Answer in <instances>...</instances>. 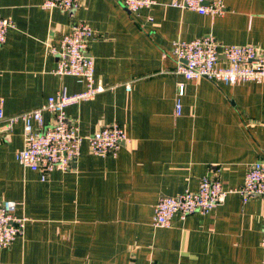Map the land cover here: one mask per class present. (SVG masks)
Listing matches in <instances>:
<instances>
[{
    "label": "crops",
    "instance_id": "1",
    "mask_svg": "<svg viewBox=\"0 0 264 264\" xmlns=\"http://www.w3.org/2000/svg\"><path fill=\"white\" fill-rule=\"evenodd\" d=\"M44 1L0 0V16L14 23L0 47L4 116L84 89L82 78L53 73V51L76 22L94 31L86 53L105 89L66 107L67 122L85 139L70 170L44 180L15 158L23 123L0 122V201H16L15 215L27 218L23 234L0 248V264H264V201L232 191L264 159V83L188 80L175 73L171 54L174 41L206 35L264 48V0H222L223 13L213 16L173 0L136 14L123 0H81L74 11L45 9ZM218 63H226L222 53ZM43 121L50 125L49 112ZM113 122L126 134L117 154H92L86 137ZM202 177L221 182L223 202L153 226L158 200L195 191Z\"/></svg>",
    "mask_w": 264,
    "mask_h": 264
},
{
    "label": "built area",
    "instance_id": "2",
    "mask_svg": "<svg viewBox=\"0 0 264 264\" xmlns=\"http://www.w3.org/2000/svg\"><path fill=\"white\" fill-rule=\"evenodd\" d=\"M81 0H45V9L74 11ZM155 0H123L125 8L136 14L142 8H149ZM171 6L187 8L202 15L222 14V0H173ZM152 18L149 17V21ZM14 26L10 18L0 16V47L5 43L7 32ZM93 29L80 21L71 25L70 32L62 37L58 62L53 70L55 75L80 77L85 83L82 91L68 95L59 91L48 97L47 101L36 109L5 117L0 109V122L9 125L23 123V148L16 152L17 162L25 168L39 173L41 180L53 171L66 172L71 163L80 155L83 137L78 126L68 123L65 116L67 106L83 100L92 99L105 87L94 75L93 57L86 53L87 42L94 38ZM51 50V49H50ZM221 52H220V51ZM225 58V65L218 63L219 54ZM172 56L176 59V74L185 79L207 78L214 83L238 84L242 82L264 83V48L256 45H221L211 35L173 42ZM130 90V86H125ZM184 86L179 84L175 111H181L179 97ZM51 114L50 125L43 121V113ZM90 152L97 156H115L121 142L126 140L123 128L116 122L100 127L86 137ZM243 199L256 195L264 201V159L249 165L242 185L233 189ZM226 191L216 178L202 177L195 191L186 190L177 196L162 197L154 207L152 224L155 227H169L171 219L178 215L181 219L193 213L207 214L223 202ZM17 203L13 200L0 201V248L10 246L24 232L27 218L16 216ZM264 250V230L261 238Z\"/></svg>",
    "mask_w": 264,
    "mask_h": 264
}]
</instances>
